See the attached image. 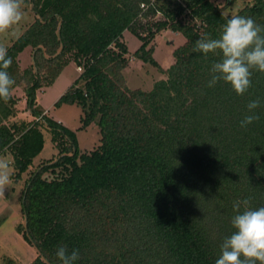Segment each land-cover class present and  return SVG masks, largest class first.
Masks as SVG:
<instances>
[{
	"label": "trees",
	"instance_id": "trees-1",
	"mask_svg": "<svg viewBox=\"0 0 264 264\" xmlns=\"http://www.w3.org/2000/svg\"><path fill=\"white\" fill-rule=\"evenodd\" d=\"M241 3L228 14L211 0H23L32 21L6 46L7 71L10 93L21 88L36 121L9 122L15 100H0V155L10 154L19 178L42 148L40 129L57 150L20 195L15 232L35 250L29 264H59V246L79 250L75 264H215L234 231V202L264 207V73L253 70L240 96L222 81L209 88L220 57L192 50L205 35L218 38L233 16L264 27V0ZM162 29L184 39L165 70L146 49ZM125 30L140 40L133 57L164 76L147 91L125 86ZM26 47L30 63L20 70ZM69 62L81 72L54 105H76L83 126L95 123L98 143L88 153L35 102ZM256 98L260 118L242 128Z\"/></svg>",
	"mask_w": 264,
	"mask_h": 264
},
{
	"label": "rangeland",
	"instance_id": "rangeland-1",
	"mask_svg": "<svg viewBox=\"0 0 264 264\" xmlns=\"http://www.w3.org/2000/svg\"><path fill=\"white\" fill-rule=\"evenodd\" d=\"M214 4L224 6V0H211ZM247 1V0H245ZM242 0H235L230 6H224V12L231 14L237 7H240ZM244 2V1H243ZM23 18L16 28V35H0V44L5 47L16 39L23 29L32 21V16L28 6L22 5ZM161 19L158 15L151 18L149 22ZM145 22V21H144ZM183 37L168 29L158 31L149 45L151 47V59L165 70L172 61V52L183 43ZM121 42L126 49L128 62L122 71L125 86L129 89H140L147 91L153 82L163 79L164 76L147 63L133 57V53L140 45V40L130 31L125 30L121 36ZM30 50L24 48L18 55L19 69H24L29 63ZM81 72V68L69 62L62 68L59 75L48 87H42L35 93V102L39 109L49 119L58 122L63 128L73 133L75 146L78 153H88L98 143V130L94 122L83 126L81 123L82 111L76 105L60 104L54 105L57 99L66 91ZM10 95L15 100V115L9 122H32L36 121L26 108L25 99L21 88H15ZM42 135V148L32 159L26 172L19 178H14V169L10 154L5 152L0 157H6L11 162V183L5 193L0 195V218L6 217L0 224V264H29L35 257V250L28 245L22 236L15 232V227L22 223V213L20 207V195L24 186V181L40 164H44L54 159L57 153L50 142V134L40 129Z\"/></svg>",
	"mask_w": 264,
	"mask_h": 264
},
{
	"label": "clouds",
	"instance_id": "clouds-1",
	"mask_svg": "<svg viewBox=\"0 0 264 264\" xmlns=\"http://www.w3.org/2000/svg\"><path fill=\"white\" fill-rule=\"evenodd\" d=\"M22 5L23 0H0V35H16L15 26L23 18ZM192 50L205 57L209 53L220 57L210 69L209 88L222 81L240 96L251 87L253 70L264 73V27L251 17L233 16L218 38L205 35ZM11 64L7 48L0 44V100L5 103L15 83L7 71ZM260 106L259 98L249 101L248 114L240 121L242 128L259 120L256 109ZM11 167L6 157H0V195L11 183ZM233 211L237 213L231 220L234 231L221 244L215 264H264V207L252 208L250 199H244L234 202ZM55 256L59 264H75L80 258L78 249L69 252L66 246H59Z\"/></svg>",
	"mask_w": 264,
	"mask_h": 264
},
{
	"label": "built area",
	"instance_id": "built-area-1",
	"mask_svg": "<svg viewBox=\"0 0 264 264\" xmlns=\"http://www.w3.org/2000/svg\"><path fill=\"white\" fill-rule=\"evenodd\" d=\"M139 8H141V9H145V6H144L143 4H140V5H139Z\"/></svg>",
	"mask_w": 264,
	"mask_h": 264
}]
</instances>
